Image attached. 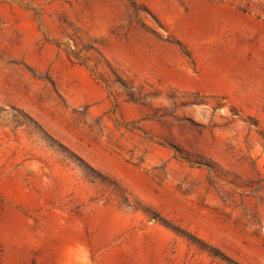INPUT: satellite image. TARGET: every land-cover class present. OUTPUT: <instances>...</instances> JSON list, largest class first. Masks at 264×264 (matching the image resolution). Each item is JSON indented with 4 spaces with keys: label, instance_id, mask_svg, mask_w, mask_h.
Returning <instances> with one entry per match:
<instances>
[{
    "label": "rangeland",
    "instance_id": "obj_1",
    "mask_svg": "<svg viewBox=\"0 0 264 264\" xmlns=\"http://www.w3.org/2000/svg\"><path fill=\"white\" fill-rule=\"evenodd\" d=\"M0 264H264V0H0Z\"/></svg>",
    "mask_w": 264,
    "mask_h": 264
}]
</instances>
